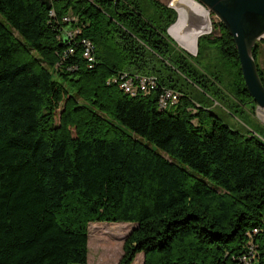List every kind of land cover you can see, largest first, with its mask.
Wrapping results in <instances>:
<instances>
[{"label":"trees","instance_id":"trees-1","mask_svg":"<svg viewBox=\"0 0 264 264\" xmlns=\"http://www.w3.org/2000/svg\"><path fill=\"white\" fill-rule=\"evenodd\" d=\"M48 1L0 0V264H85L89 222L134 224L116 264H264V136L204 129L188 92L251 101L223 25L192 56L159 0Z\"/></svg>","mask_w":264,"mask_h":264},{"label":"rangeland","instance_id":"rangeland-1","mask_svg":"<svg viewBox=\"0 0 264 264\" xmlns=\"http://www.w3.org/2000/svg\"><path fill=\"white\" fill-rule=\"evenodd\" d=\"M159 1L164 4L170 2V4H172V6L177 9L179 17L181 16V13H184L186 17V21L183 23L184 29L186 28V33H190V31L187 30V27L190 28L192 21L190 17V9L186 0ZM190 1L192 2L191 4L201 8L208 17L207 27L198 35L205 34L209 28L211 31V22H216V17L211 13L208 14V12L196 1ZM212 33L213 35H216L217 30H213ZM172 35L175 36L174 34ZM197 36L195 38H197ZM174 38L180 44V38L176 36ZM260 39H264V35ZM181 46L184 47L183 45ZM185 50L187 52L188 49L185 48L184 51ZM195 50L188 51L195 52ZM209 53L212 55L214 54V51H210ZM194 60L197 65H201L207 60V57L198 56L195 57ZM209 62L212 61L210 60ZM256 62L262 71L261 76L264 82V42L259 44ZM188 92L193 100L200 101L206 105V108L208 109L207 112L205 108L203 111H201V124L204 129H209L211 120L213 119V117L210 115V113H212L219 117L223 123L227 124L233 129H237L241 132L247 131L249 133H259L264 136V112H259V110H256V106L253 102L250 101L245 102L244 104H239L230 96H228L225 91L219 92V96L217 97L218 102L212 100L206 93L201 92L195 87L189 86ZM223 106H225L228 111L225 110ZM166 108H168V106ZM133 226L134 224L130 222H89L87 224L88 251L85 264H116L122 255L123 239ZM255 261L256 257L254 256L253 262ZM130 264H142V255L140 252L135 254Z\"/></svg>","mask_w":264,"mask_h":264},{"label":"water","instance_id":"water-1","mask_svg":"<svg viewBox=\"0 0 264 264\" xmlns=\"http://www.w3.org/2000/svg\"><path fill=\"white\" fill-rule=\"evenodd\" d=\"M194 1L204 8L208 14L211 13L214 15L217 21L223 25L230 35L236 51L238 66L244 87L250 97L251 102L255 104L256 110H261L264 112V86L260 81L255 62L251 55V48L255 41L264 35V0ZM41 3L44 4L46 8H49L48 0H41ZM166 5L173 8L175 11V19L166 28V32L173 40L175 45L184 50V48L169 32V28L174 23H176L178 19V12L170 4V2ZM209 31L210 28L205 33H208ZM62 39H64V37ZM187 53L190 55L195 54V52L189 51H187Z\"/></svg>","mask_w":264,"mask_h":264},{"label":"built area","instance_id":"built-area-1","mask_svg":"<svg viewBox=\"0 0 264 264\" xmlns=\"http://www.w3.org/2000/svg\"><path fill=\"white\" fill-rule=\"evenodd\" d=\"M50 14H52V11H49ZM68 17H63V21H67ZM74 31H69L66 34L70 36ZM83 42V52L82 56L87 60V62H91L93 60L92 57V45L87 40H82ZM68 52H72L71 48H68ZM155 85V79L153 76H135V83H133L131 78H124L119 86L120 88L127 93H132L136 89L139 90H146L147 88H152ZM177 94L171 90L166 89L163 91V93L160 95L158 103L160 107H165L167 104H171L176 101ZM242 264H249L248 259L242 257L241 258Z\"/></svg>","mask_w":264,"mask_h":264},{"label":"bare ground","instance_id":"bare-ground-1","mask_svg":"<svg viewBox=\"0 0 264 264\" xmlns=\"http://www.w3.org/2000/svg\"><path fill=\"white\" fill-rule=\"evenodd\" d=\"M186 2H187L189 9H190V17H191V21H192L190 28L187 27V30H189L190 33L189 32L186 33L185 32L186 28L184 29L183 23L186 21V17L184 15V13H181L180 17L178 14L179 19H177L176 23H174L172 25V27H170L171 30L169 28V32H170V34L172 33L176 37H179L180 38V44L183 45L186 49L195 50V46L197 43V42H195L196 41L195 37L199 33H201L202 31H204V29L207 27L208 17H207V14L201 8H199L196 5L191 4L192 2L190 0H186ZM175 36H173V37H175ZM259 112H263V111L259 110Z\"/></svg>","mask_w":264,"mask_h":264},{"label":"crops","instance_id":"crops-1","mask_svg":"<svg viewBox=\"0 0 264 264\" xmlns=\"http://www.w3.org/2000/svg\"><path fill=\"white\" fill-rule=\"evenodd\" d=\"M172 5V4H171ZM260 122H262V121H260ZM263 124H264V121H263Z\"/></svg>","mask_w":264,"mask_h":264}]
</instances>
